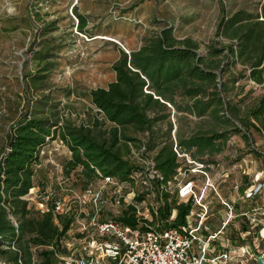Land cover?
<instances>
[{
	"label": "trees",
	"instance_id": "obj_1",
	"mask_svg": "<svg viewBox=\"0 0 264 264\" xmlns=\"http://www.w3.org/2000/svg\"><path fill=\"white\" fill-rule=\"evenodd\" d=\"M73 10L78 20L76 28L84 32L86 17L76 5ZM33 15L39 16L37 12ZM218 16L216 36L205 45V51L191 36L178 39L169 24L149 29L134 50L118 47V58L111 64L114 79L85 93L89 102L79 114L80 120L53 109L48 96H44L31 115L23 113L10 125V139L0 148V260L4 264H64L60 256L69 254L64 240L72 219L53 214L55 201L62 195L60 189H54L46 200L47 211L41 212L23 198L32 187L47 192V183L38 178L41 169L36 167L47 137L58 136L63 141L70 152L64 173L70 176L75 172L76 176L66 180L80 188L98 178L97 170L117 181L128 179L136 169L132 150L141 146L154 159L164 181L185 163L184 156H177L174 143L190 159L217 165L215 156L237 133L248 153L264 160L263 151L251 146L252 131L264 138V93L250 103H245L244 96L236 99L243 90L242 78L264 86V0L253 10L238 8L230 12L222 3ZM49 26L45 25L42 34L48 33ZM49 41L43 40L41 48L32 53L36 71L23 74L32 89L40 87L51 71L53 45ZM172 109L175 114L210 115L219 120L220 126L190 134H183L180 126H175L172 136ZM162 124H167L165 132L161 131ZM242 177L240 189L248 182L247 176ZM161 196L158 212L163 226L184 224L191 202L169 201L166 192ZM173 208L176 214L168 222ZM119 213L116 218L120 222L135 227L132 206H123Z\"/></svg>",
	"mask_w": 264,
	"mask_h": 264
},
{
	"label": "rangeland",
	"instance_id": "obj_2",
	"mask_svg": "<svg viewBox=\"0 0 264 264\" xmlns=\"http://www.w3.org/2000/svg\"><path fill=\"white\" fill-rule=\"evenodd\" d=\"M262 1L0 0V148L5 147L10 139V125L20 120L23 113L31 115L32 108L39 105L38 101L44 96H48L49 106L53 109L56 107L63 115L80 120L79 114L86 110L89 102L85 93L91 88L103 87L114 79L111 64L118 58V47L137 46L149 29L156 30L169 24L178 37L191 36L200 42L199 49L205 51V45L216 36L215 27L222 3L230 12L238 8L253 10ZM73 5L86 17L84 32L76 28L78 20ZM36 12L39 16L34 18L33 13ZM44 21L50 24L47 34H42L46 25ZM48 39L53 45L49 55L53 62L51 71L40 87L32 89L23 74L36 71L35 61L31 62L32 53L41 48L43 40ZM237 66L241 68L240 64ZM240 83L244 86L236 99L244 96L245 103L255 101L264 93V86L250 79L242 78ZM68 91L71 93L67 94ZM174 112L172 109V127L180 126L183 134L220 126L219 120L210 115L197 117L179 112L180 117H177ZM166 128L167 124L161 125V131L165 132ZM171 131L173 136L175 131ZM252 133L251 146L264 154L263 136L256 131ZM49 141L38 165L41 169L38 178L47 183V191L59 188L61 193V187L65 188L68 181L76 179V176L75 172L70 176L64 173V163L70 157L66 146L60 143L58 137ZM215 160L220 164L214 165L210 173L218 183L220 194L230 200L237 196L233 186L243 182L242 170L248 174L264 170V160L248 153L237 133L230 136ZM222 171L228 172L224 180H220ZM201 183L197 185L199 191ZM34 191L37 195L43 194L38 186ZM207 194L206 199L212 201L211 206L217 209L219 205L214 194L208 190Z\"/></svg>",
	"mask_w": 264,
	"mask_h": 264
},
{
	"label": "built area",
	"instance_id": "obj_3",
	"mask_svg": "<svg viewBox=\"0 0 264 264\" xmlns=\"http://www.w3.org/2000/svg\"><path fill=\"white\" fill-rule=\"evenodd\" d=\"M50 139L56 138L47 137L40 147L41 157ZM173 147L179 158L185 157V163L167 181L141 146L132 150L136 169L128 179L117 181L97 170L98 178L85 188L72 184L61 187L63 194L55 201L53 214L72 219L64 240L69 254L60 256L64 264H256L255 253L264 257V170L249 174L242 170L248 182L242 189L243 182H237L233 186L236 199L230 200L218 191L210 173L213 164L192 160L187 153H180L175 143ZM186 174L190 175L184 177ZM227 175L222 171L220 180ZM199 182L201 191L197 189ZM34 189L30 188L23 198L41 212L47 211L46 200L53 191L37 195ZM207 190L217 197L216 210L206 199ZM162 192L170 195L169 201L191 202L184 224L163 226L158 212ZM128 205L132 206L135 227L116 218ZM171 211L168 222L176 214L174 208ZM241 225L247 229H241Z\"/></svg>",
	"mask_w": 264,
	"mask_h": 264
},
{
	"label": "water",
	"instance_id": "obj_4",
	"mask_svg": "<svg viewBox=\"0 0 264 264\" xmlns=\"http://www.w3.org/2000/svg\"><path fill=\"white\" fill-rule=\"evenodd\" d=\"M255 257H256V264H264V257H262L260 253H255ZM0 264H4V263L0 260Z\"/></svg>",
	"mask_w": 264,
	"mask_h": 264
},
{
	"label": "crops",
	"instance_id": "obj_5",
	"mask_svg": "<svg viewBox=\"0 0 264 264\" xmlns=\"http://www.w3.org/2000/svg\"><path fill=\"white\" fill-rule=\"evenodd\" d=\"M176 36H177V35H176ZM177 38L180 39V37H178V36H177ZM140 44H141V43H138L137 46L132 47V48H125V47H124V50H126V51L129 52L130 50H134V49L138 48ZM112 80H113V79H112ZM217 220H218V218H217Z\"/></svg>",
	"mask_w": 264,
	"mask_h": 264
}]
</instances>
